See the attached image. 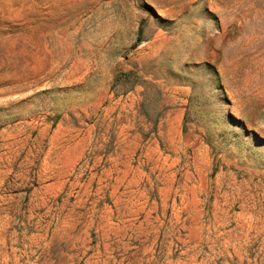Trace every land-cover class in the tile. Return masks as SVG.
I'll return each mask as SVG.
<instances>
[{
    "label": "rangeland",
    "instance_id": "1",
    "mask_svg": "<svg viewBox=\"0 0 264 264\" xmlns=\"http://www.w3.org/2000/svg\"><path fill=\"white\" fill-rule=\"evenodd\" d=\"M0 264H264V0H0Z\"/></svg>",
    "mask_w": 264,
    "mask_h": 264
}]
</instances>
